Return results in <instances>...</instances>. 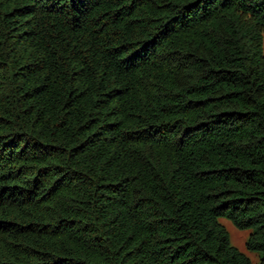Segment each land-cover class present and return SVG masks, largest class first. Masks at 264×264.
Returning a JSON list of instances; mask_svg holds the SVG:
<instances>
[{
    "label": "trees",
    "instance_id": "obj_1",
    "mask_svg": "<svg viewBox=\"0 0 264 264\" xmlns=\"http://www.w3.org/2000/svg\"><path fill=\"white\" fill-rule=\"evenodd\" d=\"M264 0H0V264H264Z\"/></svg>",
    "mask_w": 264,
    "mask_h": 264
},
{
    "label": "rangeland",
    "instance_id": "obj_2",
    "mask_svg": "<svg viewBox=\"0 0 264 264\" xmlns=\"http://www.w3.org/2000/svg\"><path fill=\"white\" fill-rule=\"evenodd\" d=\"M262 52L264 54V32L262 33ZM221 223L228 232L231 245L243 252L250 260V264H260V255L247 249L246 242L251 233V229H239L226 217H219Z\"/></svg>",
    "mask_w": 264,
    "mask_h": 264
}]
</instances>
